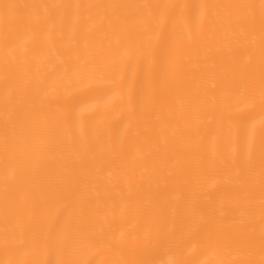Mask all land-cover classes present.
<instances>
[{
	"label": "bare ground",
	"instance_id": "bare-ground-1",
	"mask_svg": "<svg viewBox=\"0 0 264 264\" xmlns=\"http://www.w3.org/2000/svg\"><path fill=\"white\" fill-rule=\"evenodd\" d=\"M0 264H264V0H0Z\"/></svg>",
	"mask_w": 264,
	"mask_h": 264
}]
</instances>
